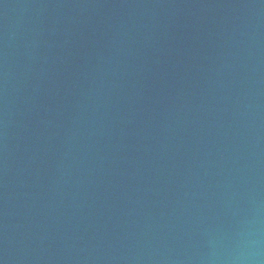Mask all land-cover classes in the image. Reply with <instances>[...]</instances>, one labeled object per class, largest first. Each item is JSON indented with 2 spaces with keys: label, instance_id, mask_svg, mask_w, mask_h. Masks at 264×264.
Returning a JSON list of instances; mask_svg holds the SVG:
<instances>
[{
  "label": "water",
  "instance_id": "obj_1",
  "mask_svg": "<svg viewBox=\"0 0 264 264\" xmlns=\"http://www.w3.org/2000/svg\"><path fill=\"white\" fill-rule=\"evenodd\" d=\"M0 264H264V0H0Z\"/></svg>",
  "mask_w": 264,
  "mask_h": 264
}]
</instances>
